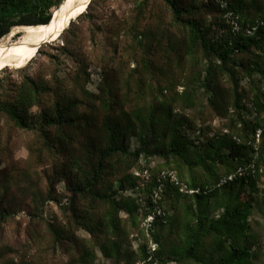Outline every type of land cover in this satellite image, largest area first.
Wrapping results in <instances>:
<instances>
[{
  "label": "rangeland",
  "instance_id": "1",
  "mask_svg": "<svg viewBox=\"0 0 264 264\" xmlns=\"http://www.w3.org/2000/svg\"><path fill=\"white\" fill-rule=\"evenodd\" d=\"M243 1L251 19H264V0ZM177 3L187 10L183 18L195 17L209 36L223 32L214 0ZM85 14L74 20L67 33L42 44L41 52L27 65L0 72L6 87L30 77L48 88L40 105L28 111L30 128L21 129L0 115V196L9 211L8 218L0 223V264L12 260L24 264H159L154 255L156 231L163 248V264H197L190 259L178 261L186 229L193 226L198 210L216 218L222 211L216 207L221 196H212L197 206L194 199L167 193L161 205L169 220L163 226L151 227L152 218L142 220L139 216L148 205V195L119 190L115 182L129 173L127 165L131 161L114 156L95 188L100 193L115 192L113 197L124 204L113 229L106 227L105 203L70 191L84 174L90 176L88 145L97 146L101 141V103L106 102L111 112L118 116L125 112L135 123H146L149 117L159 119L170 108L172 119L186 118L188 136L202 130L200 140L205 142L226 133L235 143L246 146L249 166L259 178L254 190L243 188L238 195V201L251 203L249 228L241 244L252 255L249 264H264V106L258 105H264V74L256 68L257 64L264 68V52L251 49L233 53L230 70L223 74L218 67L220 61L214 59L211 94L201 84L207 66L201 50L187 51L186 27L174 22L163 0H93ZM66 41L69 46L62 47ZM260 43L264 46V39ZM234 81L241 95L239 104L233 107ZM183 91L191 97L190 102L180 96ZM65 96L79 103L80 118L75 125L61 131L41 127L40 113ZM155 134L162 137L158 142L165 144L169 127L158 124ZM127 144L133 151L138 141L130 136ZM197 151L190 147L185 158L193 163ZM219 152L228 153V149ZM140 163L168 171L179 170V165L184 180L193 177L207 182L212 181L210 175L238 167L234 160L210 169H189L184 162L159 156L142 157ZM209 244L207 238L205 246ZM228 245L229 241L225 247Z\"/></svg>",
  "mask_w": 264,
  "mask_h": 264
},
{
  "label": "trees",
  "instance_id": "2",
  "mask_svg": "<svg viewBox=\"0 0 264 264\" xmlns=\"http://www.w3.org/2000/svg\"><path fill=\"white\" fill-rule=\"evenodd\" d=\"M62 1L0 0V39L15 26L42 25L51 22L54 11ZM92 2L93 0L90 1L87 9L90 8ZM163 2L170 8L174 22L181 23L186 27L187 51L191 52L196 48L201 50L207 63L201 84L211 94L214 92L212 88L214 59L220 61L218 67L223 74L230 70L228 65L233 53L249 52L251 49L264 52V46L260 43L261 39H264V19L261 17L251 19L246 13L243 0H214L213 7L219 13V20L223 25V32L217 34L216 37L209 36L208 30L195 17L189 16L184 19L183 15L187 10L178 5L177 0H163ZM86 11L78 17L83 14L87 15ZM74 22L72 20L62 34L71 30ZM245 30L249 33L246 34ZM68 46L67 41L62 44V47L67 48ZM40 52L41 46L36 55ZM259 60H262L261 55ZM256 68L264 74L262 66L257 64ZM5 69L8 67L3 68L0 72ZM3 82L4 79L0 77V115L6 116L21 129L30 128L31 118L28 111L32 106L40 105L41 98L48 92L47 86L30 77L7 87ZM234 82L233 107L239 104L241 95L236 81ZM182 93L180 96L190 102L191 97L184 91ZM161 96L167 97L163 93ZM209 99L212 102L211 96ZM101 104L104 107L101 123L102 138L99 145H88V151L92 152V155L90 156L89 152L86 155L90 160V176L84 174L83 179L73 183L70 189L72 194H79L82 197L92 196L105 203L108 207L106 227L116 228L117 213L124 207L122 200L113 197L115 192L113 194H107L105 191L100 193L95 188L99 185L105 169L107 170L111 165L112 158L117 156L124 159V162L128 160L131 162L127 165L129 173L115 182L119 183V190H135L139 194L146 193L148 195V205L139 216L142 220L152 216L149 221L151 227L163 226L169 220V216L161 205V198L165 197L167 193L175 198L194 199L197 206L203 201L208 202L210 197L219 195L221 200L216 207L222 208L221 213L216 218H210L208 211L198 210L195 213V219L192 221L193 226L186 229L185 243L178 261L190 259L197 264H249L252 255L249 249L241 244V239L243 241L249 228L248 217L251 203L250 201H238V195L243 188L254 190L259 175H256L255 169L249 166L251 162L245 154L246 146L235 143L226 133L222 134L218 140L207 139L202 142L200 140L202 130L200 129V133L190 137L186 133V128H188L186 118L180 116L175 120L172 119L173 113L170 108L159 119L155 120L153 117H149L146 119V123L143 120L135 123L129 119L125 112H122L121 116L111 112L108 102ZM258 105L260 108L264 106L260 103ZM78 109L79 103L76 99L67 96L62 100L57 98L40 113L41 127L42 125L55 127L61 131L63 127L74 126L80 118ZM158 124L169 127V138L165 144L159 143L158 141H161L162 137L155 134ZM130 136H135L138 141V146L133 151L127 144ZM190 147L199 149L193 163L185 158ZM221 148L228 149V153H220ZM150 156H159L168 161L169 159L178 160L189 165V169L193 166L210 169L212 165H225L227 161L233 162L234 160L238 167L226 168L221 174L216 171L215 175H210L212 181H197L193 177L187 181L181 176L179 165L177 166L179 170L168 171L169 169L150 168L140 163L142 157L145 160ZM163 171L165 173L173 172L179 184L184 185L188 191L192 190V192L181 191V185L171 181L168 175H163ZM156 193L160 195L158 198L155 197ZM128 210L131 211V207ZM8 213L9 211L4 207L2 196H0V223L8 218ZM190 224V222L187 223L185 227ZM159 237V232H154L155 241L158 243L154 255L160 260L159 264H163V258H161L163 248ZM207 238L211 240L209 246H205ZM227 241H229V245L225 247ZM100 249L106 252L104 245H100ZM5 264L24 263L12 260Z\"/></svg>",
  "mask_w": 264,
  "mask_h": 264
},
{
  "label": "bare ground",
  "instance_id": "3",
  "mask_svg": "<svg viewBox=\"0 0 264 264\" xmlns=\"http://www.w3.org/2000/svg\"><path fill=\"white\" fill-rule=\"evenodd\" d=\"M87 1L63 0L54 11L51 22L42 25L20 26L2 37L0 39V70L7 66L18 68L32 60L38 51V45L46 40L58 39L55 37L68 22L80 15ZM6 64L7 66H2Z\"/></svg>",
  "mask_w": 264,
  "mask_h": 264
},
{
  "label": "built area",
  "instance_id": "4",
  "mask_svg": "<svg viewBox=\"0 0 264 264\" xmlns=\"http://www.w3.org/2000/svg\"><path fill=\"white\" fill-rule=\"evenodd\" d=\"M162 174H163V175H165V174L168 175V176H169V179H170L171 181H173L175 184H179V182H178V180H177V177L175 176V174H174L173 172H166V173H165V171H163ZM179 185H181V187H180V190H181V191L192 192V190H189V191H188L184 185H182V184H179ZM149 217H150V219L152 218V216H148V218H149Z\"/></svg>",
  "mask_w": 264,
  "mask_h": 264
},
{
  "label": "water",
  "instance_id": "5",
  "mask_svg": "<svg viewBox=\"0 0 264 264\" xmlns=\"http://www.w3.org/2000/svg\"><path fill=\"white\" fill-rule=\"evenodd\" d=\"M90 1L91 0H88L87 1V3H86V5H85V7H84V9L82 10V11H80V14H82L83 12H85L86 11V9H87V7H88V5H89V3H90ZM73 20V19H72ZM71 20V21H72ZM70 21V22H71ZM70 22H68V24L66 25V27L65 28H63L61 31H60V33L55 37V38H57V37H59V35L69 26V24H70ZM56 40V39H55ZM52 41H54L53 39H52ZM49 41L48 40H46V41H44V42H42L40 45H38V49L40 48V46L42 45V44H44V43H48ZM3 67L4 66H7V64L6 65H2ZM8 67V66H7Z\"/></svg>",
  "mask_w": 264,
  "mask_h": 264
}]
</instances>
